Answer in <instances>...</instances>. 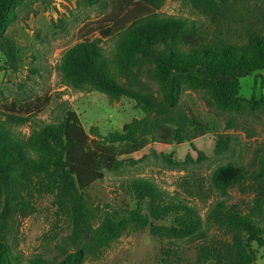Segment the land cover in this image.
<instances>
[{"label": "trees", "instance_id": "16d2710c", "mask_svg": "<svg viewBox=\"0 0 264 264\" xmlns=\"http://www.w3.org/2000/svg\"><path fill=\"white\" fill-rule=\"evenodd\" d=\"M35 1L0 0V51L3 65L13 71L19 58L16 44L6 31L18 9ZM138 1L155 10L164 3ZM188 1L202 14L226 16L217 0ZM115 2L124 8L127 0L124 6ZM103 8H107L106 2ZM58 71L73 88L94 89L110 100H134L143 115L132 118L120 130L101 134L97 126L86 131L77 114L68 109L60 121L20 137L14 129L36 114L30 107L12 102L0 105V264H84L87 259L99 258L124 231L142 230L167 217H171L168 226L154 224L150 233L167 239L201 238L204 232L195 209L166 200L164 193L146 179L130 180L132 206L123 211L97 214L86 190L106 171L122 165L119 155L137 152L149 140L164 144L188 141L193 145L192 141L203 135L198 118L180 102L187 88L200 91L207 105L232 113L231 123L246 111L264 113V98L243 101L238 96L241 77L264 71V34L251 31L240 43L208 38L196 24L155 11L134 19L114 36L111 56L104 52L98 37L74 43L62 53ZM259 76L263 81L264 73ZM149 81L156 83L158 91ZM227 147V140L220 137L214 152ZM203 157L199 151L198 160ZM248 178L255 183L248 212L216 202L208 220L228 237L199 244L195 264H257L252 244L264 248V151L252 172L225 163L213 171L211 181L225 193ZM45 196L51 198L57 214L67 219L70 231L61 240L60 256L36 254L23 262L9 240V225L17 216L30 215L35 201ZM170 251L167 257L172 253L179 261L173 263L180 264L178 251ZM162 264H172L171 258L163 259Z\"/></svg>", "mask_w": 264, "mask_h": 264}, {"label": "rangeland", "instance_id": "374dc122", "mask_svg": "<svg viewBox=\"0 0 264 264\" xmlns=\"http://www.w3.org/2000/svg\"><path fill=\"white\" fill-rule=\"evenodd\" d=\"M115 1L37 0L18 9L6 33L16 44L19 65L16 71L4 66L0 51V105L12 102L30 107L36 115L16 127V135L25 137L32 129L58 122L68 109L77 114L86 131L97 126L101 134L120 130L132 118L143 115L130 98L110 100L103 92L76 89L63 81L58 71L60 57L78 41L98 37L104 52L111 56L114 36L134 19L155 11L196 24L208 38L240 43L251 31L264 34V0H217L224 18L198 12L188 0H164L157 10L138 0H127L124 8ZM118 1L120 6L125 5V0ZM263 73L240 78L238 96L243 101L264 98V80L259 76ZM143 79L147 80L145 75ZM149 84L158 91L156 83ZM180 102L189 106L203 129V135L195 138L193 145L188 141L164 144L149 140L139 151L119 155L122 165L115 171H106L86 192L97 214L112 209L123 211L132 206L130 180L146 179L164 193L166 200L193 207L204 235L167 239L151 234L149 228L154 224L169 225L171 217H167L142 230L124 231L99 258L87 259L84 264H162L163 259L169 258L172 264L179 262L172 253L167 257L168 250L178 251L180 264H195L199 244L228 237L208 220L209 210L216 202L224 201L227 206L248 212L254 198L253 180L248 178L242 185L222 193L213 186L211 176L225 163L249 172L256 168L264 151V113L246 111L243 116L236 115L231 123L232 113L207 105L200 91L188 88L182 92ZM220 137L227 140L228 147L216 153L214 147ZM199 151L204 156L200 160ZM35 202L30 215L17 216L9 225V240L23 262L36 254L45 258L60 256L61 240L70 231L67 219L57 214L50 197ZM252 248L255 262L264 264V248L255 243Z\"/></svg>", "mask_w": 264, "mask_h": 264}]
</instances>
